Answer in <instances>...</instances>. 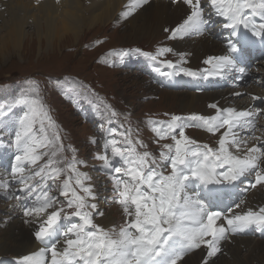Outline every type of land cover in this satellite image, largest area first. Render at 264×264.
<instances>
[{
    "label": "snow or ice",
    "instance_id": "1",
    "mask_svg": "<svg viewBox=\"0 0 264 264\" xmlns=\"http://www.w3.org/2000/svg\"><path fill=\"white\" fill-rule=\"evenodd\" d=\"M148 2L128 0L119 18L126 20ZM171 2H182L189 11L182 22L164 29L169 33L168 40L199 36L210 24L213 13L224 17L227 21L224 27L231 29L227 54L207 57L204 63L210 65L212 71H204L208 75L236 72L239 74L237 78L247 74L237 58L240 46L246 40L238 30L242 27L251 37L264 41V0H206L210 11H206L203 0ZM173 51L171 47L162 46L154 53L133 49L108 55L118 56L123 61L130 52H136L172 68L176 75L197 76L196 71L180 66L186 62L183 54H180L179 63L159 59ZM105 62L112 64L111 61ZM156 71L164 76L172 75L161 72L160 68ZM29 84L35 91V81H29ZM78 88L90 91L83 84ZM234 95L242 94L236 92ZM251 100L264 101V96L252 95ZM15 103L28 105L29 109L21 118L20 129L15 134L14 143L20 154L15 156L10 173V181L20 185L17 191L21 195L7 198L27 201L35 197L31 206H23L24 217H46L38 220V227L33 232L40 247L17 258L16 264H186V257L201 249H205L206 254L200 264H210L211 259L222 252L223 243L231 242L237 234L252 228L264 231V206L239 213L229 207L230 214H224L211 210L196 190L208 185L233 184L253 174L254 182L249 188L264 185V133L250 138L243 135L258 130V118L264 116V109L251 105L244 109L219 108L217 104H210V108L216 109L212 116L171 115L167 121L148 120L146 123L156 137L155 143L172 141L160 145L158 156L148 150H139L146 149L147 145L138 137L132 139L131 128L120 132L110 130L109 136L119 135L122 142L115 138L105 140L103 153L94 158L102 162V170L113 180L115 203L121 206L125 220L118 228L114 225L105 229L94 222V216H103L104 213L98 204L89 202L96 199L93 186L86 183L90 180L88 174L79 170V166H86V161L77 159L71 146L65 147L51 116L36 100L30 101L25 94ZM104 108L110 121L117 117L118 113L111 106L105 104ZM37 122L39 132L43 133L41 136L34 128ZM189 127L213 135L221 129L224 131L218 147L213 148L188 137L185 129ZM49 130H54L51 137L47 134ZM249 139L255 141L251 146ZM90 143L96 144L97 141L91 138ZM109 148L112 157L119 158V166L109 158ZM64 152H71V159L63 156ZM166 169L170 171L166 172ZM58 181L63 203L52 192ZM0 188L7 190L9 181L0 183ZM242 203L235 204V208H240ZM70 217H78L80 222L62 231V221ZM24 222L30 223L29 219Z\"/></svg>",
    "mask_w": 264,
    "mask_h": 264
},
{
    "label": "rangeland",
    "instance_id": "2",
    "mask_svg": "<svg viewBox=\"0 0 264 264\" xmlns=\"http://www.w3.org/2000/svg\"><path fill=\"white\" fill-rule=\"evenodd\" d=\"M55 1L44 3L42 11L38 13L35 10L36 8L39 10L41 5L37 6V0H0V38H3V47L2 51H0L2 53H0V151L6 161H12L13 159V165L15 164V156L20 153L15 156L10 153L12 151L10 143H14L15 134L20 129V120L29 109L28 105H17L15 101L27 94V99L30 101L36 100L38 105L43 106L51 116L56 126L55 130L59 131L65 147L71 146L75 149V152L79 149L81 159L86 161L83 171L90 177V180L86 183L93 186L97 204L102 203L103 209L101 211L104 213L103 216H94L95 223L105 229H111L114 225L118 228L124 223L125 216L121 206L115 203L117 197L113 190V180L109 176L100 175L103 172L101 169L102 164H99V160L94 158L96 154L102 151L98 139L100 138V141L104 143L105 140L112 139V136H109V131L116 129L113 124L118 123L124 116L128 129H132V139L135 140L138 137L147 145L146 149L139 150H148L158 156L160 145L172 143V141L168 139L155 143L156 137L150 131L146 121H167L171 115L182 116V114L187 116L191 114L212 116L202 113H191L192 111L188 110L181 112V108L179 109V106L171 97L174 93H183L181 95H184L187 92H202L205 94H220L228 91L232 93L239 92L242 95H235L234 100L246 99L251 106L258 108L255 103L261 101H253L251 96H264V88L261 89V87H256L253 84L254 76L258 75L257 79L264 77V57H260L259 53H255V60L249 61L253 66L252 69L248 70L249 79L237 78L238 76L235 74L236 77H234L233 82H229L227 80L229 72L204 78L202 77L206 74L201 72H198L195 77L183 76L182 73L180 74L181 76H177L169 72L172 75L165 76L166 81L168 85H172L174 88L170 90L163 89L160 81L159 84H154V82H157L158 76L149 70V67H151L149 62L162 66L158 61L154 62L146 59L143 55L136 52H130L129 55L124 57L123 61H120L118 56H109L108 54L110 52L133 49H139L141 53H154L156 48L162 46L173 49V40L167 39L169 33L161 31L154 38L136 39L133 41L134 39L130 38L131 31L128 30L125 24V21L131 20V16L126 20L119 18L124 6H121L116 14L111 12L106 24L95 22L88 25H74L72 22L76 18L82 20V12L77 13V10H82L85 7V0H69V4L63 8L66 14L57 11L58 6ZM150 3L154 5V8L166 3L183 5L182 2L173 4L171 1L161 0H152L147 4ZM203 3L206 8V0H203ZM206 11H210L208 5ZM34 14H36L35 17H33ZM25 16L28 18L24 30L27 35L26 40L19 49H14L7 36L10 28L14 24L20 26L19 23ZM97 18L98 16L95 19ZM220 21L225 24L224 17H221ZM256 21L259 23V17L256 18ZM89 25L91 27H87ZM37 26L40 31L36 29ZM238 31H240L242 37L246 38L241 44L242 47L257 51L264 49V41L260 38H253L250 35L247 37V32L242 27ZM51 32L53 33L51 34ZM70 33H77L76 37L70 39L68 35ZM38 34L41 35L38 37ZM46 36L51 40L47 41L44 38ZM201 36L204 37L205 35L201 34ZM205 39L208 46L223 47L227 54V42L220 45L212 36L207 35ZM96 41H102V43H96ZM93 45H96L94 49ZM101 59H104L103 62L99 61ZM159 59L172 60L175 63L180 62V59H176L174 51ZM140 60L147 61L146 65H148V68L140 66L142 65L139 64ZM105 61H111L112 64L110 65ZM185 64L189 66L187 61L180 64V66L185 67ZM214 78L218 80L217 90L211 89ZM29 81H35V91L31 90L32 86H30ZM178 83L182 91L177 90ZM80 84L87 86L90 91L85 92L79 89L78 85ZM244 91L246 92L243 94ZM105 104L111 106L118 113L117 117L111 121L105 111ZM261 108H264V106ZM86 110H90L88 113L89 117L100 118L105 121V124L97 122L93 126L84 120L81 115L84 116ZM259 126L263 127L264 133V122L260 118H258L257 128ZM34 128L38 136L43 135V133L39 132V122L34 125ZM45 128L47 129V121H45ZM52 131L54 130L48 131L49 137L52 136ZM116 131L119 132L117 129ZM185 133L201 145L207 144L213 148L218 147L211 133L205 132L206 136H202L203 134H199L190 127L185 129ZM251 135L253 133H248L246 138H250ZM90 138L96 139L95 148L90 144ZM115 138L122 142V138L119 135H116ZM252 143H255V141L249 139V146ZM62 155L69 159L72 153L64 152ZM44 159L47 158L45 157ZM110 159L114 160L117 166L120 165L119 158L111 157ZM41 163H43V160ZM165 171L168 172L170 169ZM6 176L7 174L0 169V183ZM240 180L245 181L244 184L248 185L251 180L254 181V174ZM226 184L228 183H222L216 185V187L208 185L207 188H198L197 191H199L204 200L209 201L210 206L217 204V209L223 210L228 208L229 204L235 203L234 196L238 195L235 190L236 183H233L230 184L233 189L227 191L228 198L225 199L224 203L221 202L223 199H216V189L222 186L226 190L228 187H224ZM19 187L20 185L17 182L14 183V186L11 185V188L15 190ZM4 190L0 188V264H16L17 258L20 256L37 251L31 250L27 253H17L13 249H9V247H14V239H18L20 231L28 225L24 222L25 219L34 217H22L23 212H19L18 200L6 198L9 201H5V196L2 193L6 194L8 191L5 192ZM52 192L54 193V188H52ZM260 193L261 186H257L254 190L246 193L244 198L238 199V202L240 204L243 201L241 204L243 205L250 199L259 196ZM19 194V192L14 193V195ZM57 197L61 201V198ZM89 202L91 203V200ZM262 206H264V203L260 207ZM110 217L115 220V224L112 223L113 226L111 228L109 227L110 222H103ZM38 219H46V217ZM102 219L103 221H101ZM29 221L34 222L32 219H29ZM256 236L257 233H253L252 236L236 235L235 237H241L244 240H259L262 243L261 251L259 252L262 262L254 261L255 263L253 262L252 264H264V238ZM2 239L8 241L9 247L2 245ZM190 255L192 254L188 256ZM48 259L50 260V254Z\"/></svg>",
    "mask_w": 264,
    "mask_h": 264
},
{
    "label": "bare ground",
    "instance_id": "3",
    "mask_svg": "<svg viewBox=\"0 0 264 264\" xmlns=\"http://www.w3.org/2000/svg\"><path fill=\"white\" fill-rule=\"evenodd\" d=\"M48 1L55 0H39L37 6L40 4L41 8H39V10L36 8L35 12H41L43 7L42 5ZM127 3L128 0H85V7L82 8V10H77V13L82 12V20H78L76 18V20H74V22L72 23L74 25H88L95 22H100V24H106L108 22L109 14H111V12L116 14L119 8L121 6L123 7ZM55 4L58 6L57 11L62 14H66V11L63 8L69 4V0H59V3L55 1ZM188 11L189 10L187 9V7L182 4L171 5L170 3H166L165 5L157 6L154 8V5L150 3L143 5L141 8H138L131 15V20L125 21V24L126 27H128V30L131 31L130 38L134 39L133 41H135L136 39L139 40L154 38L158 36L161 31H164L165 28L175 27L178 23L182 22V20L188 14ZM35 16L36 14H34L33 17ZM96 16H98L97 19H95ZM27 21L28 18H26L25 16L19 23L20 26L14 24L13 27L10 28L7 37L9 38V42L12 48L19 49L21 45L25 42L27 35L25 34L24 30L26 28ZM87 27L91 26L89 25ZM36 29L40 31L38 26ZM52 33L53 32H51V34ZM76 34L77 33H70L68 35L70 36V39H74L76 37ZM40 35L41 34H38V37ZM47 37L48 36L44 38H46L47 41H50L51 39ZM185 38L186 39L173 40L172 46L176 54V59L179 60L180 54H183L185 60L189 65V68L193 71H196L197 73L201 72L206 74V72L204 71L205 69H212L210 65L204 63V60L207 57L221 56L226 54L223 47L217 48L215 46H208L205 36L202 37L201 35H199L189 36ZM2 47L3 38L1 37L0 51H2ZM181 94L183 93H174L171 96L172 99H174V102L179 106V109L181 108V112H185L188 110L192 111L191 113L194 112L207 115H215L216 109L210 108V104H217L219 108L235 107L237 109H244L250 106V103H248L246 99L234 100V93L229 91L222 92L220 94H205L202 92H187V94ZM223 131L224 130L221 129L220 132L213 135V138L216 141L217 145L219 137ZM200 198L203 200L204 203L208 201L204 200L202 197ZM92 202L97 203V198L95 200H92ZM262 203H264V185H261V193L259 196L250 199L247 203L241 205L240 208H234L233 210L237 213L247 211L249 208L253 210H258ZM98 206L100 210L103 209L102 203L98 204ZM29 219H32L34 222L30 221V223H28V225L20 231L19 238H15L13 241L15 243L14 247H9V245L7 244L8 241L6 239H2V245L4 247H9V249H13L17 253H27L31 250H38L40 245L38 244V242H35L33 232L38 227L39 219ZM101 221H103V219ZM103 222H110V228L113 226V224H115V220L112 217L108 218ZM261 246L262 243L259 240H244L241 237H233L231 238V242L223 243L222 252L219 253L216 257L212 258L210 264H252L254 261L262 262V258L259 255V252L261 251ZM60 247H63V242L61 243ZM205 254V249L197 250L192 255L186 257V264H200L201 258Z\"/></svg>",
    "mask_w": 264,
    "mask_h": 264
}]
</instances>
